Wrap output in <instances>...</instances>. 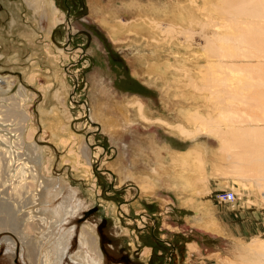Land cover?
<instances>
[{
  "label": "rangeland",
  "instance_id": "374dc122",
  "mask_svg": "<svg viewBox=\"0 0 264 264\" xmlns=\"http://www.w3.org/2000/svg\"><path fill=\"white\" fill-rule=\"evenodd\" d=\"M221 4L0 0L3 104L29 114L32 138L51 159V176L66 186L53 205L70 190L86 205L63 223L73 233L60 264H82L70 257L89 226L103 264L257 262L264 243V210L258 207L264 186L257 188L241 174L264 175V167L257 169L251 159L255 144L264 141V95L253 93L264 94V82L231 77L217 55L224 62L240 60L235 35L248 20L253 28L245 40L253 50L243 64L259 65L264 29L259 17L235 14L226 4L223 11ZM261 69L255 66L251 74L264 80V65ZM227 78L234 85L230 93ZM241 87H247L246 102L232 93ZM53 105L55 112L43 116L41 107L48 111ZM189 107L197 112L186 117ZM176 123L193 135L183 136ZM231 128L246 129L253 145H243ZM172 150L188 152L180 168L162 170ZM233 153L241 158L232 160ZM223 175L230 182H216ZM221 190L234 192L236 201L218 200ZM8 240L16 243L13 251H6ZM20 246L15 233L0 230V264H29Z\"/></svg>",
  "mask_w": 264,
  "mask_h": 264
},
{
  "label": "bare ground",
  "instance_id": "6f19581e",
  "mask_svg": "<svg viewBox=\"0 0 264 264\" xmlns=\"http://www.w3.org/2000/svg\"><path fill=\"white\" fill-rule=\"evenodd\" d=\"M225 4L228 8H231L235 14H244L245 17H259L261 19V29H264V0H241L239 2L238 0L237 2L234 0H222V10L223 5ZM32 7L36 8L38 5L36 6L34 4ZM229 10L227 12H231L233 14V12ZM180 12L181 17H183L185 11L181 9ZM244 24L243 31L241 30L242 32H240L238 35H235V40H237L236 45L239 44L238 46L241 51V61L239 60L238 62H233L231 59H228V61L225 60L226 62H224V59L222 57L220 58V55H217L219 58L218 60L225 64L224 66L226 67V72L230 74L231 77H235L240 74L243 78H255L256 81L262 83L264 82L263 77H260L259 75L254 77L253 74H251V70L255 66L258 67L259 71L262 70L261 68L264 65V62L260 60L259 65H254L251 68H248L246 64H243V60H248L246 58H249L247 56V51L253 50V47L249 46L245 40L247 32L253 28L251 25L252 23L248 22L247 20L244 21ZM189 32L190 35L192 32ZM203 44L207 46L211 44L210 38L208 36L205 37ZM251 56H255V54H252ZM227 57L229 56H226V58ZM261 57H264V54H261ZM213 62L214 60L210 61L212 64ZM252 80L254 81V79ZM232 83L233 81L230 78H227L226 93L231 92V89L234 87ZM243 88L245 89L247 87H241L232 92L235 94V97H237L238 100H240L239 95L242 96V94H244ZM253 93L257 94V96L264 95L260 94V92ZM245 99L247 98L243 96L241 97V100L246 102ZM4 100L5 97L0 96V214L3 215H0V230L9 229L15 233V235H17L21 245L19 250L21 253L20 256L23 258L25 253L29 264H60L65 254L66 246L68 245L70 236L73 233L70 231V229L65 228L63 223L66 222V220H69L77 210L86 207V205L78 198L74 199V192L71 190L67 191L66 194L64 193L65 195L61 196L62 199L60 202H57V204L53 205L54 199L58 195L63 194V189H65L66 186L51 176L48 170L51 159L46 155V150L39 147L32 138V133L34 130L28 126L30 120V118H28L29 114H27V112L22 109V107L11 109L9 105L7 106L3 104ZM239 102L242 103L241 101ZM138 105L141 109L142 104L138 102ZM56 109L57 107L53 105L51 109L47 111V107L42 106L41 113L43 116H49L55 112ZM230 111L232 114L235 112L234 110ZM185 112L187 117L195 115L197 111L192 107H189L185 109ZM199 115L197 114V116L200 118ZM89 117V119L92 120L93 111H90ZM158 120L163 122L161 119ZM164 124L171 125L167 122ZM173 127L177 128L179 133H181L183 136H186L187 138L191 137L194 133V131L192 132V130L180 123L174 125ZM231 129L232 130L229 133H232L233 136L243 137V145H253H251L249 140L250 133L246 129H244V132L242 131L243 133H240L239 129L236 131H234L235 128L234 130L233 128ZM93 130H96V126L93 127ZM220 133L222 134L223 132ZM222 140L227 142L228 145L230 144V146L235 144V142H233V144L228 143V141H230L228 139ZM91 141V137H89L87 139V144H92ZM263 144L264 141L255 144V153L251 155V159L256 161L255 166L257 169H260L259 166L264 167ZM97 148L99 151L102 150L98 146ZM83 154L86 165H89V156L85 152ZM180 156L182 157V155ZM170 157L173 158L175 155H170ZM228 157L232 160L241 158L235 153L228 155ZM77 164L78 165L76 166H81L80 162H77ZM79 169L80 168H78V170ZM240 172L241 169L238 171V173L240 174ZM86 175H88V172H86ZM241 177L243 179L249 180L251 183L255 184L257 188L259 187V189L264 186V175L257 178H252L243 176V174H241ZM242 178L241 180H243ZM237 180L239 181L240 179L238 178ZM263 193L264 191L260 192L261 199H258V207L262 206L261 208L264 210ZM235 201L236 198L234 194V199L231 203ZM146 217V215L141 216V220L144 222ZM37 236L38 238H35ZM15 246V241L8 240L6 242V251H13ZM259 248L260 251L256 258L257 262H255V264H264V243H262ZM70 258L82 264H103L102 255L97 246V238L93 227L89 226L88 229H85V227L82 228V231L79 234V250L72 254Z\"/></svg>",
  "mask_w": 264,
  "mask_h": 264
},
{
  "label": "crops",
  "instance_id": "0c3cea01",
  "mask_svg": "<svg viewBox=\"0 0 264 264\" xmlns=\"http://www.w3.org/2000/svg\"><path fill=\"white\" fill-rule=\"evenodd\" d=\"M114 27V26H113ZM120 27V26H119ZM147 70V68H146ZM133 99H136V100H139V98L133 96ZM136 100H133V102H136ZM141 102V100H139ZM188 151H185L183 153L179 152V151H176V150H172L170 153H169V160L167 159V156H165V158L167 159L166 160V163H162L161 165L163 167H160L162 168V170H164L166 167H170L171 169H176V168H180L181 164H182V157L184 156L185 153H187ZM170 155H175V157L171 158ZM177 155V156H176ZM180 155H183L182 157ZM181 157V158H180ZM176 158V159H175ZM178 158V159H177ZM128 163V162H126ZM178 163V164H177ZM171 165V166H170ZM175 165V166H174ZM179 165V166H178ZM167 169V168H166ZM180 176V175H179ZM216 182H230V179H229V176H221V178H218ZM128 209L131 207L129 203L126 204ZM114 209V207L112 208ZM119 221V217L116 216L115 217V222H116V225H117V222Z\"/></svg>",
  "mask_w": 264,
  "mask_h": 264
},
{
  "label": "built area",
  "instance_id": "2783aa9c",
  "mask_svg": "<svg viewBox=\"0 0 264 264\" xmlns=\"http://www.w3.org/2000/svg\"><path fill=\"white\" fill-rule=\"evenodd\" d=\"M215 197L220 201L231 203L234 199V194L230 190H221L215 194Z\"/></svg>",
  "mask_w": 264,
  "mask_h": 264
}]
</instances>
